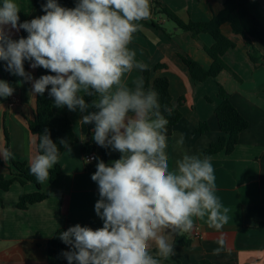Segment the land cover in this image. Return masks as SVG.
<instances>
[{"label":"clouds","instance_id":"9594fccd","mask_svg":"<svg viewBox=\"0 0 264 264\" xmlns=\"http://www.w3.org/2000/svg\"><path fill=\"white\" fill-rule=\"evenodd\" d=\"M42 11L44 15L20 23L17 3L3 0L0 61L11 74L32 81L34 93L42 95L50 86L56 107L87 112L80 121L94 124L95 143L121 154L110 165L100 160L91 176L100 197L94 210L103 227L93 230L76 224L59 235L71 248L62 253L68 264H161V259L175 254L170 237L192 231L193 218L207 217L208 226L220 231L229 217L215 195L211 158L184 152L170 166L168 120L158 94L145 90L142 78L133 82L134 87L124 80L134 68H149L136 59L129 44L138 22L150 18V0H77L71 9L47 0ZM9 25L25 30L27 37L12 39L5 30ZM25 61L54 75L33 80ZM13 92L7 81L0 80V97ZM85 96L94 99L86 103ZM164 111L171 115L173 109ZM37 137L38 150L29 170L43 183L61 152L47 130ZM60 143L71 152L67 141ZM183 143L181 135L176 146ZM12 156L8 149L0 150L5 162ZM217 244L213 255L224 249L222 236Z\"/></svg>","mask_w":264,"mask_h":264},{"label":"crops","instance_id":"0c3cea01","mask_svg":"<svg viewBox=\"0 0 264 264\" xmlns=\"http://www.w3.org/2000/svg\"><path fill=\"white\" fill-rule=\"evenodd\" d=\"M225 1L150 0V4L153 10L154 2H159L189 23L210 20L223 9ZM14 2L19 6V13L29 14L28 21L45 14L42 5L46 2L37 7L35 0ZM2 3L0 0V5ZM248 7L249 19L264 35V0H248ZM152 20L161 29L149 21L138 22L139 30L134 33L129 48L136 51L138 61L146 63L152 70V79L164 77L169 80L173 105L182 112V119L172 135L167 136L170 166L184 152L205 156V149L222 135L215 114L221 103L218 84L226 89L234 105L249 121V127L240 134L234 152L210 157L216 178L215 195L228 209V223L217 231L208 226L207 217L193 218V229L197 228L202 236H197L193 229L182 235L173 234L170 242L174 244L175 254L161 259V264H199L201 261L211 264H264V47L259 39L251 36L245 39L234 34L229 24H224V34L236 42V48L230 50L224 59L236 76L223 71L216 79L195 82L181 56L190 57L209 69L213 60L204 46H212L213 37L204 33L194 38L161 14L153 15ZM5 30H10L14 39L26 32L11 29L10 25L5 26ZM250 50L259 59L257 64L251 60ZM24 68L31 73L33 80L42 75H54L42 67L31 68L29 61L24 62ZM5 69L6 62L0 61V80L7 81L14 92L10 97H0V150L8 149L13 153L11 159L30 166L38 150V137L28 127V121L36 111L37 93L32 90V81ZM143 72L134 68L124 80L129 87H134L136 79H143ZM144 88L146 90L145 82ZM49 91L50 86L45 92ZM14 98L15 106H11ZM53 111L59 117H69L78 142L69 147L71 152L66 149L52 168H60L56 181L42 183V190L49 196L46 200L24 210L17 207L23 194L37 191V186L31 182L24 185L16 182L10 190L1 192L0 264H49L47 241L59 229H68L76 224L93 230L103 227V221L94 210L100 198L98 185L91 179L96 165L87 169L84 154L91 153L98 158L106 154L105 163L110 165L120 153L95 143L94 124L85 125L80 121L87 112L82 113L79 109L70 111L66 106L58 108L54 100ZM161 112L165 115L164 111ZM201 123H207L209 130L199 133L197 129ZM181 135L184 143L178 148L176 141ZM11 159L5 162L0 157L3 164H0V173H9ZM178 236L184 244L175 245ZM221 236L225 241L224 249L219 255H213ZM70 250L67 246L66 252ZM155 251L153 247L151 252L155 254Z\"/></svg>","mask_w":264,"mask_h":264},{"label":"trees","instance_id":"16d2710c","mask_svg":"<svg viewBox=\"0 0 264 264\" xmlns=\"http://www.w3.org/2000/svg\"><path fill=\"white\" fill-rule=\"evenodd\" d=\"M41 2L47 3V0H35V7H37ZM56 2L60 6L69 9L74 8L77 4V0H56ZM155 14L166 16L169 21L173 22L178 28L189 32L194 38H198L200 34L204 33L213 37L214 44L212 46H204V50L213 60L209 69L204 68L201 63L190 57L181 56L182 61L189 70L190 76L195 82H205L208 79H216L223 71H228L236 76L224 59L225 55L230 50L236 48V42L224 34L222 30V26L224 24H229L232 27L234 34L241 35L245 39H247V36L259 39L264 47V35L261 33L260 28L249 19L248 0H226L223 9L219 13L214 14L210 20L203 22L190 21L189 23H185L169 7L164 6L159 2H154L150 18L142 21H149L155 27L161 29V27L152 20V17ZM29 17V14L19 13V22L23 23L24 21H28ZM27 35V32H23L19 38H26ZM249 54L251 60L257 64L259 59L253 55L251 50ZM151 74L152 70L149 68L143 72V80L145 82L146 90L151 89L158 94L162 111H164L165 107L173 109L171 115H168V113L164 111V117L168 120V124L166 126L167 136H170L172 135L176 125L182 119L183 115L181 110L173 105L169 80L164 77L152 79ZM218 87V97L221 100V103L216 108L215 114L218 127L222 135L216 142L211 143L205 149L204 155L208 157H212L213 155L222 152L227 155L234 152L235 148L239 144L240 134L249 127L248 119L234 105L230 94L221 84H218ZM84 98L86 103H91L92 99H94V97L88 96H85ZM207 99L209 102H212V99ZM53 100L54 98L51 97L49 93L44 92L42 95L37 94L36 111L34 113V117L29 119L28 127L29 130L37 136L44 134L45 130H47L50 134V138L59 148L61 156L66 151V148L60 143V141H67L68 147H71L78 142V138L73 130L72 122L69 117H59L54 113ZM181 102L182 101H180V103ZM208 130L209 125L207 123H201L197 129L199 133H204ZM115 158L119 159L120 154H117ZM100 160L106 162V154H103V156L99 158L96 157L94 163L87 164V169L97 165ZM0 164L3 165L1 160ZM29 169L30 166L26 162L11 159V166L8 168L9 173H0V196L1 192L10 190L12 185L16 182L23 185L31 182L37 186L36 192L23 194L20 197L17 207L22 210L27 209L32 204L42 202L49 197L48 194L42 190V183L37 182L35 176L30 174ZM59 174V167L51 169L49 181L54 183ZM66 230L67 229L65 228L59 229L54 236L47 241L49 264H68L67 259L62 255L63 252H66L68 245L63 243L59 238L60 233ZM184 243L185 242L182 241L180 236H178L175 240V245H182ZM199 264L211 263L201 261Z\"/></svg>","mask_w":264,"mask_h":264},{"label":"built area","instance_id":"2783aa9c","mask_svg":"<svg viewBox=\"0 0 264 264\" xmlns=\"http://www.w3.org/2000/svg\"><path fill=\"white\" fill-rule=\"evenodd\" d=\"M15 103H16V100H15V98H14V100H13L12 103H11V106H15ZM86 160H90V161H91L90 163H86V165H87V164H92V163L95 162V160H96V156H95L94 154H91V153L84 154V161H86ZM193 231L195 232V234H196L197 236H202V232H199V231L197 230V228L193 229Z\"/></svg>","mask_w":264,"mask_h":264},{"label":"rangeland","instance_id":"374dc122","mask_svg":"<svg viewBox=\"0 0 264 264\" xmlns=\"http://www.w3.org/2000/svg\"><path fill=\"white\" fill-rule=\"evenodd\" d=\"M172 23V22H171Z\"/></svg>","mask_w":264,"mask_h":264}]
</instances>
